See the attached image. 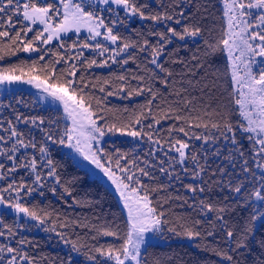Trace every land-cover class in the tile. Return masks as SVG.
<instances>
[{
  "label": "snow or ice",
  "instance_id": "6c2138e0",
  "mask_svg": "<svg viewBox=\"0 0 264 264\" xmlns=\"http://www.w3.org/2000/svg\"><path fill=\"white\" fill-rule=\"evenodd\" d=\"M99 3L115 13L110 22L106 23L105 17L94 10L85 11L84 0H0V60L23 51L43 52L39 57L43 61L51 49H43L40 45H51L53 41L58 42L59 49H65L64 54L54 53L58 58L40 67L43 79L39 75L30 76L26 82L41 89L53 105H61L66 118L71 121V126L57 136L45 126L43 118L17 114V122L38 128L46 137L44 144L38 147L30 129L26 136L12 120L6 122L7 127L0 120V157L11 162L10 166L0 162V180L11 177L6 187L0 188V205L14 209L40 225L48 221L49 213L35 206L30 208L22 200L37 192L43 196L47 178L60 183L56 165L45 146L51 141L75 149L85 161L95 165L115 185L128 211L129 230L125 237L109 228L98 230L100 235L122 239L119 247L90 246L79 240L65 239L57 233L70 244L66 264H73L71 253H81L82 249L89 264H141V247L148 242L146 234L159 231L162 223H167L162 219L165 214L159 197L155 203L152 198L154 193L165 190L164 185L150 187L143 181L145 177L155 179L153 169L167 177L169 186L176 181L190 194L192 203L188 206L198 212L207 225L202 232L197 227L201 220L196 219L191 227L185 229V234L189 238L215 237L218 228L229 247L227 251L216 250V255L228 264H238L229 253L245 248L254 226L264 224V0H226V27L215 43L204 39V29L197 19L199 12H192L196 0H99ZM117 9L124 12L123 18ZM130 17L150 22L152 26L144 32L133 30L136 35L133 40L122 35L117 27L127 29ZM37 25L43 27L37 28ZM82 29L88 32V37L82 42L73 41L69 48L64 43V36L70 32L78 36ZM29 33L33 35L29 36ZM98 37L110 42L111 46L99 42ZM189 40L193 43L203 40L206 55L226 54L231 70V102L239 113V121L233 122L226 105L222 110L191 94L190 90L199 83L194 80L196 71L203 68L204 63L194 56L193 59L197 60L195 69L188 68V62L178 56V48L169 51L173 43L186 45ZM85 49L98 57L108 55L104 59H88L84 56ZM139 56L143 57L142 70L147 75H134L132 79L139 85L128 90L121 86L118 92L126 93L124 98L147 93L149 98L140 116L126 125L99 123L105 120L102 114L104 100L116 93L106 92L103 85H108V80L98 86L86 77V71L93 66L108 67L110 62L121 65L130 61L135 63ZM176 64L183 65L187 71L174 73ZM56 65L64 67L57 69ZM16 68L13 66L9 71L14 73ZM137 68L140 69V64ZM29 70H36L35 62ZM21 79L14 74H0V82ZM116 79L126 81L124 75ZM151 81H159L166 90L174 86L170 95L175 96V101L167 108L157 105L160 115L153 112L159 89H154ZM96 88L100 93L106 92V96L97 97L92 91ZM149 117L148 131L136 127L143 125V120ZM163 121L171 123L165 127ZM106 132H119L141 139L147 136L152 148L146 155L151 159L138 163V157L129 159L128 154L120 149L109 153L97 147ZM29 148H38L41 155L29 158ZM21 168L29 170L33 177L31 183L23 177L19 181L15 179ZM44 169H47L46 173ZM186 177L191 182L184 183ZM214 189L226 190L229 195L222 201L214 199ZM51 191L55 193L56 189ZM11 193H15V197ZM68 194L71 195L70 192ZM175 198L180 199L179 193ZM235 207L250 209L248 218L239 227L229 225L228 217ZM16 236L17 229L0 222V238L5 241L12 238L16 243V246L0 243V264H34L24 251L29 241L16 239Z\"/></svg>",
  "mask_w": 264,
  "mask_h": 264
},
{
  "label": "trees",
  "instance_id": "16d2710c",
  "mask_svg": "<svg viewBox=\"0 0 264 264\" xmlns=\"http://www.w3.org/2000/svg\"><path fill=\"white\" fill-rule=\"evenodd\" d=\"M74 2L78 1L74 0ZM113 6L112 8H114ZM90 10L96 11L98 15H103L106 23L115 17V13L108 11V7L94 9V7L89 6L85 9V11ZM197 11L199 12L197 19L204 29V39L215 43L216 39L222 36V32L226 27L223 0H196L192 12ZM119 15L123 18L124 12L120 11ZM151 26L150 22L130 17L127 29L121 26L117 27L122 35L130 36L135 40L136 35L133 30L144 32ZM35 27L42 28L43 26L37 25ZM32 35L33 33H29V36ZM88 35L85 29H82L78 36L70 32L67 36H64V43L70 48L73 41L82 42ZM97 40L111 46L110 42L104 41L102 37H98ZM92 43H95V41ZM57 45V41H53L51 45H40L43 49H51L45 55L43 61L39 60L40 55L44 54L43 52L23 51H17L15 55H6L3 60H0V74H14L22 77V83L18 86H6L5 83L0 82V120L5 122V127H7L6 122L12 120L18 130L25 132L26 136L30 129L31 137L35 139L38 147L44 144L46 137L38 128L30 124L26 126L17 122L15 119L17 114L38 119L43 118L46 122L45 126L50 127L57 136L62 134L66 127L71 126L70 120L66 118L63 112V108L44 105L42 100L37 97L39 93L32 91V89L29 90L27 84H23V81L28 80L30 76L39 75L43 79V73L39 71L40 67L50 60L57 59L58 57L54 53H65V49H59ZM177 48L178 56L188 62V68L195 69L197 60L193 59L194 56L204 63V67L196 71L194 80L199 81V83H196L194 90H190L191 94L198 98L202 97L205 103H211L213 107L219 106L222 110L226 105V110L231 112L233 122L239 121V113L235 111V106L231 102V70L226 54L216 52L206 55V46L203 40L196 43L189 40L186 45L173 43L169 46V51ZM107 55L98 57L91 50H84V56L88 59H104L107 58ZM34 62L36 63V70L30 72L29 68ZM137 64H140V69L137 68ZM13 66H17L14 73L9 71ZM56 67L59 69L64 65H56ZM143 68V57L139 56L135 63L130 61L127 65H121L110 62L108 67L93 66L92 69L86 71V77L98 83V86L104 80H108L109 84L103 85L106 92L113 91L116 93L107 96L104 100L102 114L105 120L99 123L108 126L112 124L117 126L126 125L134 122L135 118L140 116L146 99L149 98L147 93L141 96L133 94L129 98H124L126 93H119L118 89L121 86L126 90L137 87L139 82L132 79V77L134 75H147L142 70ZM173 71L174 73H180L187 71V69L181 64H176L173 66ZM120 75H124L126 81L117 80L116 77ZM96 78H99V81ZM151 83H153L154 89H159L158 99L153 105V112L160 115L162 113L158 111L157 105L160 108H167L168 104L175 101V96L170 95L174 86H169L166 90L159 81H151ZM202 88L203 92H201ZM92 91L97 97L103 98L106 96V92L100 93L98 88L92 89ZM197 106L200 107V105ZM150 119L149 117L148 120H143V125L136 127H143L144 131H148L146 125ZM162 123L166 127L171 121H163ZM244 143L247 146L246 140ZM45 146L48 149L50 158L56 165V175L59 176L60 183H55L54 178H47L43 196H40L38 192L33 193L32 196L23 197L22 202L30 208L35 206L38 210L42 209L44 212L49 213L48 221L42 225L40 230H37L35 226L27 224L25 221L20 222L12 214L0 212L4 213L0 215V222L17 229L16 239L24 238L29 241L24 246V251L33 259L34 264H66L70 253V244L65 243V239L79 240L81 243L96 247H107L108 245L119 247L123 242L122 239L106 237L98 232V230L109 228L118 231L120 237H125L129 230L127 214L117 193L109 188V184L102 177L91 172V169L88 168L89 163L86 162V166L74 157L71 148L67 145L53 144L48 141ZM102 148L109 153L120 149L121 152L128 154L129 159L138 157V163L151 159L146 155L152 148L147 136L143 139L109 140ZM21 151L23 152V150ZM27 155L31 158L32 155L39 157L41 154L38 148L36 150L29 148ZM0 162H5L7 166L11 164L4 157H0ZM46 171L47 169H44L45 173ZM152 171L155 179L149 180L145 177L143 181L149 184L150 187H158L161 184L165 187L164 191L154 193L152 197L154 203L156 198L159 197L165 214L162 219L166 220L167 223H162L160 226L161 236L165 239V242L149 245L143 255L142 264H228L225 259L216 255V250H228L229 245L225 243L224 234L219 232L217 228L215 237L189 238L185 234V229L191 227L196 219H200L201 225L197 227L203 232L207 227L204 219L198 212L188 206L192 203L190 194L185 192L178 182L172 181V186H169L170 182L166 176L156 169ZM21 177L28 183H31L33 179L29 170L23 168L18 169L15 174L17 181ZM10 180L11 177L1 180L0 188L6 187ZM189 182H191L190 178H184V183ZM52 188L56 189L55 193L51 191ZM65 189L68 191L66 192ZM69 192L71 195L68 194ZM177 193H179L180 199L175 198ZM228 195L226 190L214 189L213 192V198L221 201ZM6 196H9V193ZM169 196L172 198L168 199ZM185 198H188L187 204H185ZM158 210L160 209L158 208ZM249 212L250 209L245 210L242 207H235L228 217L229 225L242 226L248 218ZM169 229H174V231ZM57 233L62 234L65 239H61ZM262 242H264V224L257 223L248 237L247 246L237 253L229 254L233 255L234 261H237L238 264H264V246H262ZM0 243H11L12 246H16L15 239L12 238H9L8 241L0 238ZM82 253L83 249L81 253H71L73 264H89Z\"/></svg>",
  "mask_w": 264,
  "mask_h": 264
},
{
  "label": "rangeland",
  "instance_id": "374dc122",
  "mask_svg": "<svg viewBox=\"0 0 264 264\" xmlns=\"http://www.w3.org/2000/svg\"><path fill=\"white\" fill-rule=\"evenodd\" d=\"M76 1L80 2V0H76ZM223 4H224V8H225L226 0H223ZM84 6H85V9H86L87 7H89V6L94 7V9H97V8H99V7H101L102 9H104V8L108 7V6H106V5H102V4H100V3H99V0H84ZM112 6H113V5H112ZM113 7L116 8L115 5H114ZM117 10L120 12L119 9H117ZM68 34H69V33H68ZM68 34H67V35H68ZM254 71H255V69H254ZM26 81H27V80L23 81V84H27L26 86L29 87V90L32 89V91H34V92L37 91V92L39 93V94L37 95V97H39V98L42 100V103H43L44 105H51V106H54V107H61V108H62V106L59 105L58 103H57L56 105H53V104L50 102V98H45V97H46V94L42 93L41 89L36 88V87L34 86V84H29V83H27ZM3 83H5L6 86H12V85H16V86H18V85H20V84L22 83V80H20V81H12V82H9V81H3ZM4 90H8V89H4ZM70 123H71V121H70ZM131 138H133V137H128V136H126V135H121L119 132H118V133H114V132H112V133H108V132H106V135H105L103 138H101L100 143L97 145V147H103L104 144H105L107 141H109V140H120V139H122V140H125V139L129 140V139H131ZM82 147H84V145H82ZM85 150L87 151L86 148H85ZM71 151H72L73 156L76 157L79 161L83 162L84 165H86V164H85L86 162L89 163L88 168L91 169V172H92L94 175H99L100 177H102V178H103V179L109 184V186H110L109 188L113 189V190L117 193V195L119 196V198H120V200H121V202H122V207L124 208V210H125V212H126V214H127V218H128V211H127V209L123 206V200L121 199L119 193L116 191L115 185H113V184L111 183V181L108 180L107 177H105V176L103 175V173H102L99 169H97V168L95 167V165H92L90 162L85 161V160L83 159V157L80 155V153H78L75 149L71 148ZM86 166H87V165H86ZM0 181H1V180H0ZM6 195H7V193L5 194V196H6ZM11 196H12V197H15V193H11ZM13 202H15V201L13 200ZM0 212H6V213H9V214H12V215H14V216H15L20 222H21V221H25L27 224H31L32 226H35L37 230H40L41 227H42V225H40L38 221H33V220H31V219L25 217L22 213H16L14 209L7 208L5 205H0ZM161 232H162V231H161V227H160V230H159V231H157V232H150V233H147V234H146V236H147V238H148V242H147L145 245H142V247H141V252H140L141 264H142L143 255H144V253L146 252V249H147V247H148L149 245H151V244H157V243L160 244V243H164V242H165V239L161 236Z\"/></svg>",
  "mask_w": 264,
  "mask_h": 264
}]
</instances>
